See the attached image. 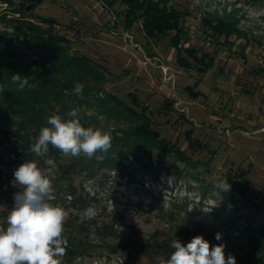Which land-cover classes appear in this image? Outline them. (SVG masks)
<instances>
[{"label": "rangeland", "instance_id": "obj_1", "mask_svg": "<svg viewBox=\"0 0 264 264\" xmlns=\"http://www.w3.org/2000/svg\"><path fill=\"white\" fill-rule=\"evenodd\" d=\"M174 6L188 12L181 44L215 57L206 73L176 63L171 34L147 37L141 20L126 27L124 0H44L27 13L36 24L40 17L53 18L56 31L71 39V54H84L105 68L103 94H115L145 111L153 129L186 156L177 161L146 149L123 158L122 175L101 169L91 176L80 171L64 176L57 167L52 203L68 213L64 233L77 226L74 238L84 244L78 248L72 239L76 254H69V248L62 264H156V255L131 256L133 251L122 242H147L157 233L161 239L179 240L176 228L187 219L214 225L217 216L228 217L223 226L211 227L231 236L253 222L257 239L264 240V0H175ZM13 9L0 3V15L8 11L18 18ZM227 15L241 34L211 36L203 19ZM6 27L0 23V30ZM189 87L199 95H191ZM87 107L76 110H88L95 117L93 126L106 128V117ZM131 124L113 119L109 126ZM191 130L193 147L187 138ZM0 154L11 161L3 189L14 191L0 196L4 225L14 195L22 191L13 183L14 171L28 157L15 141L0 144ZM151 161L161 166L157 172L150 171ZM222 180L230 183V190L219 197L215 186ZM89 205L96 214L85 219Z\"/></svg>", "mask_w": 264, "mask_h": 264}, {"label": "trees", "instance_id": "obj_2", "mask_svg": "<svg viewBox=\"0 0 264 264\" xmlns=\"http://www.w3.org/2000/svg\"><path fill=\"white\" fill-rule=\"evenodd\" d=\"M43 1L0 0V3L14 8L11 13L19 14L18 18H11L8 11L0 15V23L8 26L0 30V144L4 146L6 142L15 141L28 159L36 160L40 167H45L44 158L36 157L28 151L33 142L31 138L38 136L42 127L49 126L48 117L55 114L62 120L71 119L67 115L70 110L88 106L87 109L94 108L98 115L108 120L106 128L100 129L110 131L112 147L107 153L98 152L88 158L83 154L80 157L63 156L50 145L49 157L55 160L58 170L64 176H70L73 171L86 172L91 176L101 169L114 170L118 175H122L126 167L123 158L137 157L146 149H156L159 154H170L177 161H185V152L171 141L163 139L159 131L153 129L151 117L145 111L136 110L115 94H103V84L108 81L105 68L84 54H71L72 41L65 34L56 31L57 22L53 18L40 17L37 24L27 18V13L36 10ZM174 2L175 0H124L127 9L126 27L131 28L141 20L147 37L171 34L172 47L176 50V63L186 70L196 69L199 74L206 73L213 68L215 57L181 44L185 35L182 25L188 12L177 9ZM203 20L213 37H229L240 33L237 24L229 20V15L206 16ZM44 25L47 27H42ZM8 28H11L12 32H9ZM13 74L30 78L29 84L22 91L12 82ZM77 82L84 85L82 99L73 91ZM188 91L191 95H199V92L195 93L190 87ZM99 94L104 96L100 97ZM131 98L139 107L138 97L132 95ZM78 115L83 126L97 128L90 122L91 119L95 120V117H89L88 110ZM113 119L121 122L131 121L133 124L111 129L109 124ZM192 133L193 130L188 132L187 136L191 147ZM9 163L11 161L0 154V196L3 193L9 196V193L14 192L9 189L8 193L3 189V179L10 174L7 169ZM160 167L158 163L150 162V171L157 172ZM229 221L228 217L217 216L214 225H207L187 219L176 228L175 236L186 246L193 237L202 235L210 247L224 244L225 257L231 254L236 258V264H264V240L257 239L258 231L253 227V222L237 236L224 233L221 228L212 230L211 226L216 223L221 227ZM75 225L69 223L71 227ZM78 230L76 226L72 233H64L68 246L71 245L67 246L66 252L73 249L69 254H76V245H73L72 239L78 243V248L84 247L80 239L74 238L78 235ZM218 232L222 236L219 241L215 238ZM172 240L161 239L157 233L147 242L122 243L126 244V249L133 251L131 256L147 254L167 257L173 251L170 246Z\"/></svg>", "mask_w": 264, "mask_h": 264}, {"label": "clouds", "instance_id": "obj_3", "mask_svg": "<svg viewBox=\"0 0 264 264\" xmlns=\"http://www.w3.org/2000/svg\"><path fill=\"white\" fill-rule=\"evenodd\" d=\"M12 82L22 91L28 77L13 74ZM84 85L77 82L74 94L83 98ZM90 114V113H89ZM71 119L62 120L59 115L48 117L39 135L32 137L28 151L44 158L45 167L36 160H27L14 171V185L22 191L14 195V206L8 212L4 225H0V264H62L68 240L64 235L67 211L52 203L56 197L53 181L57 164L49 157L50 145L63 156L92 158L98 152L107 153L112 147L110 131L83 126L76 109L67 114ZM221 192L230 190L227 180L216 186ZM96 208L89 205L84 211L85 219L92 218ZM221 240V233H216ZM173 251L169 256L158 255L156 264H236V258L224 253V244L210 247L202 235H197L185 245L177 238L171 241Z\"/></svg>", "mask_w": 264, "mask_h": 264}]
</instances>
